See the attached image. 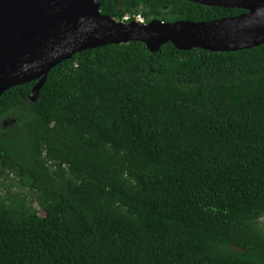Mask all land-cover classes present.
I'll use <instances>...</instances> for the list:
<instances>
[{
    "label": "trees",
    "instance_id": "trees-1",
    "mask_svg": "<svg viewBox=\"0 0 264 264\" xmlns=\"http://www.w3.org/2000/svg\"><path fill=\"white\" fill-rule=\"evenodd\" d=\"M100 10L146 23L246 13ZM37 83L0 97V264H264V44L108 45L56 66L33 102Z\"/></svg>",
    "mask_w": 264,
    "mask_h": 264
},
{
    "label": "water",
    "instance_id": "water-1",
    "mask_svg": "<svg viewBox=\"0 0 264 264\" xmlns=\"http://www.w3.org/2000/svg\"><path fill=\"white\" fill-rule=\"evenodd\" d=\"M246 13L209 22H118L100 10L102 0H0V97L38 82L35 102L49 73L84 51L144 43L151 53L172 43L178 50L236 52L264 44V0H186Z\"/></svg>",
    "mask_w": 264,
    "mask_h": 264
},
{
    "label": "built area",
    "instance_id": "built-area-1",
    "mask_svg": "<svg viewBox=\"0 0 264 264\" xmlns=\"http://www.w3.org/2000/svg\"><path fill=\"white\" fill-rule=\"evenodd\" d=\"M133 21L138 23V24H143V25L147 24L145 19L142 16H137L135 18V20H133ZM122 22L128 23V22H132V21H129V17H126V18H124V20Z\"/></svg>",
    "mask_w": 264,
    "mask_h": 264
},
{
    "label": "rangeland",
    "instance_id": "rangeland-1",
    "mask_svg": "<svg viewBox=\"0 0 264 264\" xmlns=\"http://www.w3.org/2000/svg\"><path fill=\"white\" fill-rule=\"evenodd\" d=\"M13 178V177H12ZM7 185H11L10 183L6 182ZM12 192H17L19 190V187L17 185H13ZM27 192V191H26Z\"/></svg>",
    "mask_w": 264,
    "mask_h": 264
}]
</instances>
